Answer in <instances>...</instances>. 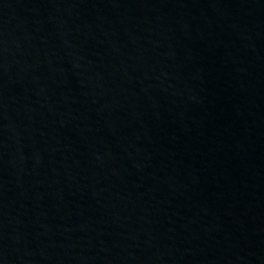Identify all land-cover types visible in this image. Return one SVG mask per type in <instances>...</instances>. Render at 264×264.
<instances>
[{
	"label": "water",
	"instance_id": "1",
	"mask_svg": "<svg viewBox=\"0 0 264 264\" xmlns=\"http://www.w3.org/2000/svg\"><path fill=\"white\" fill-rule=\"evenodd\" d=\"M0 264H264V0H0Z\"/></svg>",
	"mask_w": 264,
	"mask_h": 264
}]
</instances>
